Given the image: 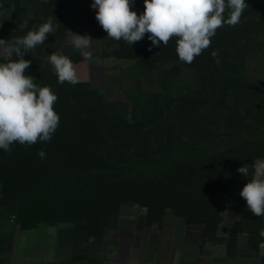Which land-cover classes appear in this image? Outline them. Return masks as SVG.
Masks as SVG:
<instances>
[{
  "label": "rangeland",
  "instance_id": "rangeland-1",
  "mask_svg": "<svg viewBox=\"0 0 264 264\" xmlns=\"http://www.w3.org/2000/svg\"><path fill=\"white\" fill-rule=\"evenodd\" d=\"M142 2L144 0H134L132 10L138 15L144 12L142 8L136 7ZM245 2L249 7L243 12L241 22L234 27L228 26L224 32L217 30L212 39L216 38V43L221 45L238 34L246 38L241 40L246 43L241 44L248 47L247 54L245 60L239 64L244 65L245 62L246 91L249 92L253 102L259 103L260 100L264 101V0H245ZM91 3L92 0H84L79 5L71 6L67 1L62 0L53 4L56 5L55 15L51 17L56 27L53 35L62 33L64 28L58 18L60 14L63 15L67 28L71 25H78L106 33L97 22ZM11 4L12 13L19 18L32 14V9L21 0H12ZM40 22V20L31 22L29 31L34 26L40 25ZM2 30L7 35L6 40L19 37L10 35L6 24L3 25ZM115 44L117 48L119 43L115 41ZM112 52L116 55L114 50ZM122 53L137 52L124 43ZM24 58L32 62L31 76L35 77L41 87L60 84L57 78L51 76L49 63L33 51L25 53ZM120 58L123 63L137 62L149 68L139 62L138 58ZM160 61L159 68H149L157 71L163 79V86L156 92V95L149 97L137 90L132 96L138 101L152 99V106L149 110L142 115L134 114L144 117L140 119L141 121L156 116L160 102L165 105L162 118L166 119V122L174 121L179 116L184 118L185 115L181 114L180 109L170 105L172 102L168 98L201 86L199 72L194 67L178 66L168 55L161 57ZM165 80L168 83H165ZM92 88L94 90L91 93L83 86L51 87L58 96L53 106L54 111L60 116L59 127L52 139L47 142H38L30 147L13 143L10 152L0 150V264H12L13 259L21 255L17 250L21 247L20 233L24 229L38 226L68 227L71 229L75 245L83 243L89 236L102 235L113 228L117 209L123 200H132L147 206L154 216L161 215L163 212L172 213L189 225L198 223L192 221L200 218L203 221L208 220L211 225L214 220L213 210L215 212L217 204L227 205L236 216L235 228L237 230L247 231L254 240L264 237L260 235L264 230V216H254L248 210L245 199L240 196V191L252 177L251 165L257 158L264 159V148L260 147L262 149L258 148L255 151L243 148L239 153L219 158L213 168L215 177H212L217 191H215L214 202L209 199L211 201L209 203L202 199L205 195V179L212 171L207 167L206 169L203 167L199 169L201 168L199 165L192 169H188L187 166L177 167L171 171V175L161 180L144 178L124 181L104 176L105 172L111 173L115 170L117 173L118 166L123 163L116 153L117 149L121 148L120 145L115 146L116 143H121L119 138H122L126 146L132 141L139 142L137 151L141 153V146L144 150L148 143L145 141L150 136L149 142L153 143L155 139L159 140L164 137L167 134V127L165 122H162L150 126L148 130L144 129L142 133L138 131L119 132L109 128L106 115L126 120H133L132 117L135 116L127 117L122 106L112 104L108 105L105 112L107 114L100 112L94 95L96 92L102 93L98 88ZM92 109L94 111L91 113ZM89 127H103L114 131L108 130L110 136L89 137L88 140L85 135ZM82 129L84 136L73 134L75 132L79 134ZM90 145L98 146L96 147L98 153L87 152V146ZM41 149L45 153L44 158L38 155ZM126 157L134 163L133 154H126ZM107 164L114 167L110 170L91 169L92 166L103 168ZM244 164L249 165L248 177L237 172V169ZM135 167L141 169L138 164ZM227 172H230V177L226 180ZM231 176L236 179H231ZM185 200L189 202H184ZM186 206H189L188 217L182 215L183 208ZM210 207L213 208L211 211Z\"/></svg>",
  "mask_w": 264,
  "mask_h": 264
},
{
  "label": "crops",
  "instance_id": "crops-1",
  "mask_svg": "<svg viewBox=\"0 0 264 264\" xmlns=\"http://www.w3.org/2000/svg\"><path fill=\"white\" fill-rule=\"evenodd\" d=\"M21 1L32 9V14L19 18L12 13V0H0V39L7 37L2 30L4 24L10 35L20 37L29 31L31 22L53 17L56 11L53 4L62 0ZM64 1L75 6L84 0ZM58 18L64 25L62 33L48 36L43 45L32 50L36 55L48 63V55L53 52L68 56L76 67L79 83L98 88L107 107L122 106L127 117L142 115L151 108V98L138 101L132 96L137 90L155 96L163 86L157 71L137 62L123 63L112 52L116 44L107 33L78 25L67 28L63 15ZM71 33L92 37L88 49L92 52L90 60L73 47ZM13 58L18 59L15 54ZM49 65L51 73L56 75ZM32 70L31 65L25 75L31 76ZM139 115L132 117L133 120L144 118ZM216 208L219 218L213 224L189 225L172 213L154 216L147 206L124 201L118 207L113 228L102 235L89 236L79 245H75L68 227L24 229L17 250L21 255L12 264H264V247H261L264 238L254 240L247 231L237 230L236 216L227 205L218 203Z\"/></svg>",
  "mask_w": 264,
  "mask_h": 264
},
{
  "label": "trees",
  "instance_id": "trees-1",
  "mask_svg": "<svg viewBox=\"0 0 264 264\" xmlns=\"http://www.w3.org/2000/svg\"><path fill=\"white\" fill-rule=\"evenodd\" d=\"M136 7L145 10L144 2ZM42 23L40 22V24ZM83 28L99 31L95 28ZM226 28H228L227 25L218 30L224 32L227 30ZM48 36L55 35L50 34ZM147 36L148 34L141 41L131 46L137 53H122L125 43L123 41L118 42V47L115 48L114 52L118 57L138 58L139 62L144 63L150 69L159 68L161 57L168 55L173 58L174 63L178 66L188 65L197 69L200 75L201 86L198 89L168 98L172 102L170 105L173 108L180 109L181 114L185 115L184 118L179 116L171 122H166V119L162 118L165 106L162 102L158 105L156 116L145 121L126 120L106 115L110 125L109 128L116 129L119 132L138 131L142 133L144 129L148 130L147 128L150 126L165 122L167 134L159 140L155 139L154 143L149 142L150 136L145 141L148 143L144 147V150H142L141 146L143 153H138L139 151H137L139 142L132 141L126 146V143L122 142V138H119V142L121 143H116L115 146L118 147L120 145L121 148H118L116 153L123 163L118 166L119 171L117 173L114 170L111 173L105 172L103 175L124 181H136L144 178L161 180L171 175V171H174L177 167L187 166L189 167L188 169H192V167L196 168L199 165L201 167L199 169H202V167L206 169L207 167L210 171L212 170L205 179V195H203L202 199L207 203H209V199L214 202L215 191L217 190H215L216 186L213 185L212 177H215V170L213 168L216 161L226 155L239 153L243 148L253 149L252 151L260 147L264 148V101L260 100L261 102L259 101L258 103L251 100V96L245 88L244 72L246 65L245 62L244 65L239 64L245 60L247 54L248 47L241 44L246 43L244 41L241 42V40L246 38L238 34L234 38L227 39L221 45L216 43V38L212 39L209 48L196 57L193 63L187 64L178 58L175 39L170 40L167 46L162 44L161 47H156L152 46ZM213 51H218L219 63L213 58ZM51 76L57 78V75H53L52 73ZM165 83H168V81ZM62 85L70 87L83 86L91 93L94 90L88 84L83 83H77L73 86L65 82ZM62 85L56 83L50 85V87H61ZM94 96L97 100L98 109L100 112L105 113L107 111V104L103 95L96 92ZM93 111L92 109L91 113ZM112 129L89 127L86 129V135L83 129L79 131V134L77 132L73 134L79 136L85 135L89 140V137L101 138L102 136H110L108 130L114 131ZM96 147L98 146H87V152L98 153V148ZM126 154H133L134 158L132 159L134 163L130 162V158L126 157ZM137 164L141 169L135 167ZM109 165H105V168L92 166L91 169L96 171L99 169L110 170L114 167L113 165ZM229 175L230 172H227L226 180L229 179ZM231 179L235 180L236 178H232L231 176ZM124 201L136 202L132 200H123L121 202ZM184 202H189V200H185ZM188 207L186 206V209L183 208L182 215L185 217H188L190 213L187 212ZM212 209V207L209 208L210 211ZM213 214L214 220L211 224L219 218L216 207L215 212L213 210ZM200 219H195L192 222L210 225L208 220L203 221ZM261 239H258V241Z\"/></svg>",
  "mask_w": 264,
  "mask_h": 264
},
{
  "label": "clouds",
  "instance_id": "clouds-1",
  "mask_svg": "<svg viewBox=\"0 0 264 264\" xmlns=\"http://www.w3.org/2000/svg\"><path fill=\"white\" fill-rule=\"evenodd\" d=\"M133 5L134 0H92L91 8L109 39L132 46L148 34V40L156 47L167 46L175 39L178 58L187 64L209 48L218 29L238 25L249 7L245 0H144L145 10L138 15L132 10ZM55 31L49 18L22 37L0 39V150L10 152L13 143L30 147L50 141L59 127L60 116L53 107L58 96L50 86L41 87L35 77L25 75L32 62L23 58ZM71 34L73 47L90 60L92 37ZM212 56L220 62L218 51H213ZM48 61L58 83H79L76 67L68 56L57 51L48 55ZM38 155L45 157L42 149ZM249 170V165L244 164L237 172L248 177ZM251 170L252 177L240 196L248 210L260 217L264 216V159L257 158ZM260 235L264 236V230Z\"/></svg>",
  "mask_w": 264,
  "mask_h": 264
}]
</instances>
